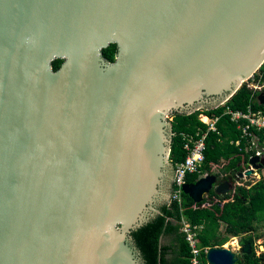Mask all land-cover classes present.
Here are the masks:
<instances>
[{"label":"water","instance_id":"water-1","mask_svg":"<svg viewBox=\"0 0 264 264\" xmlns=\"http://www.w3.org/2000/svg\"><path fill=\"white\" fill-rule=\"evenodd\" d=\"M263 64L264 0H0V264H144L131 233L166 198L175 114L218 108ZM235 189L183 188L199 206Z\"/></svg>","mask_w":264,"mask_h":264},{"label":"trees","instance_id":"trees-1","mask_svg":"<svg viewBox=\"0 0 264 264\" xmlns=\"http://www.w3.org/2000/svg\"><path fill=\"white\" fill-rule=\"evenodd\" d=\"M116 54V47L109 46L103 50L104 58L113 62ZM63 63L62 59L53 62V69L57 71ZM262 74L264 77V64L259 68L256 76ZM252 89L243 84L238 92L232 96L224 106L215 109L197 111L191 115L175 114L173 129L175 133L171 163L174 166L186 158L182 133L196 135L197 132L206 133L208 126L200 120V115L219 117L217 131L209 132L206 139V159L202 166V172L198 175L187 177V183H196L202 177L210 174L216 175L220 181H232L236 185L235 191L230 195L220 197L216 192H211L202 206L196 205L189 197L184 196L183 208L166 204L161 207L160 214L155 216L148 224L131 233L133 243L143 256L144 264H190V249L181 234L182 220L185 219L192 225L204 226L201 235V246L203 248L222 247V241L217 240L215 245L212 242L217 239L216 231L224 225L223 234L228 238H241V245L250 243L253 252L250 255H240L237 264H262L264 254L257 256L255 243L258 239L264 238V176L259 181L241 180V173L246 169L247 162L259 149L264 148V133L252 129L251 132L259 138L257 147L251 151L247 150V140L243 139L242 132L238 126L230 122L225 110L246 111L250 105L256 109H264L252 100ZM241 141L240 145L237 142ZM225 162L224 176L214 172V166ZM250 181V182H249ZM175 188V184H174ZM261 229H263L261 231ZM176 235L179 250L162 246L161 239L166 235ZM203 264H208L206 255L202 258Z\"/></svg>","mask_w":264,"mask_h":264},{"label":"built area","instance_id":"built-area-1","mask_svg":"<svg viewBox=\"0 0 264 264\" xmlns=\"http://www.w3.org/2000/svg\"><path fill=\"white\" fill-rule=\"evenodd\" d=\"M249 88H251L253 91L252 100L255 101V103H257L258 105L262 106L260 104L258 96L262 91H264L263 75L259 74V76H256L250 84ZM225 104L226 101L221 106H224ZM225 114L229 116L231 123H234L238 126V128L242 132L243 139L247 140V150L251 151L254 147H257L259 138L257 137V135H254L251 130L255 129L258 132L264 133V109H256L254 105H250L246 111L232 110L230 108H227L225 110ZM200 120L208 126V130L206 133L201 134L200 132H197L196 135L187 133L181 134L184 141L183 148L186 152V158L175 165V188L169 204L170 206L178 207L180 209L183 208L185 196L183 188L184 185L187 184V177L190 175L201 174L202 166L206 159L205 152L207 135L210 131H217V123L219 121V117L211 118L207 115H201ZM240 144L241 141H238L237 145ZM263 151L264 148L259 149L255 155L262 156ZM249 161L247 162L246 169L241 173L244 174V177L241 178V180L251 177L245 176V173L249 170L250 167ZM218 180L220 181V179ZM235 184H240V181H237ZM203 231L204 226L192 225L185 219L182 220L181 234L184 235L190 249V264H203V255H206L210 250V248H203L201 246L200 237Z\"/></svg>","mask_w":264,"mask_h":264},{"label":"rangeland","instance_id":"rangeland-1","mask_svg":"<svg viewBox=\"0 0 264 264\" xmlns=\"http://www.w3.org/2000/svg\"><path fill=\"white\" fill-rule=\"evenodd\" d=\"M218 104H220V103H218V101H217L216 104H213V105H210V106H207V107L204 106V107L200 108V110H197V111H202V110H205L207 108H210V109L211 108H215V107L218 106ZM200 117H201V115H200ZM214 172L215 173H219L221 175V177H223L224 173H226L225 172V162H223L220 165L214 166ZM262 176H264V170L263 171H258V172H256V174L252 175L251 176L252 179L250 181H254V182L259 181L262 178ZM243 181H248V179H243ZM262 224H264V221L262 222ZM224 228H225L224 225H221V227H219L217 229V231H216L217 239L212 242V245H215L216 241L220 240V241H222L224 243L222 245V248H228V249H231L232 251H235L236 253L237 252L239 253L240 247L243 246L240 243L241 238H228V237H226L223 234ZM262 230L263 229H261V231ZM255 251H256L257 256H262L264 254V238L258 239L256 241V243H255Z\"/></svg>","mask_w":264,"mask_h":264},{"label":"flooded vegetation","instance_id":"flooded-vegetation-1","mask_svg":"<svg viewBox=\"0 0 264 264\" xmlns=\"http://www.w3.org/2000/svg\"><path fill=\"white\" fill-rule=\"evenodd\" d=\"M264 156V151L262 152V157ZM174 180H175V170L171 171L169 178L167 179L166 183H165V193H166V198L164 199V201L162 202V204L158 205L156 207V209H158V211L160 210L161 207H164L166 204H168V202L170 201L173 192H174ZM167 198H169L167 200ZM240 255H244V254H240L239 253V260H240Z\"/></svg>","mask_w":264,"mask_h":264},{"label":"crops","instance_id":"crops-1","mask_svg":"<svg viewBox=\"0 0 264 264\" xmlns=\"http://www.w3.org/2000/svg\"><path fill=\"white\" fill-rule=\"evenodd\" d=\"M162 246L172 249L174 251L179 250L180 244L178 243V237L176 235H166L161 239Z\"/></svg>","mask_w":264,"mask_h":264},{"label":"bare ground","instance_id":"bare-ground-1","mask_svg":"<svg viewBox=\"0 0 264 264\" xmlns=\"http://www.w3.org/2000/svg\"><path fill=\"white\" fill-rule=\"evenodd\" d=\"M204 116V115H203Z\"/></svg>","mask_w":264,"mask_h":264}]
</instances>
